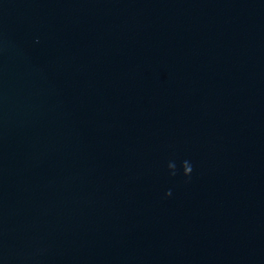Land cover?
Returning <instances> with one entry per match:
<instances>
[{"label":"water","instance_id":"95a60500","mask_svg":"<svg viewBox=\"0 0 264 264\" xmlns=\"http://www.w3.org/2000/svg\"><path fill=\"white\" fill-rule=\"evenodd\" d=\"M0 264H264V0H0Z\"/></svg>","mask_w":264,"mask_h":264},{"label":"clouds","instance_id":"9594fccd","mask_svg":"<svg viewBox=\"0 0 264 264\" xmlns=\"http://www.w3.org/2000/svg\"><path fill=\"white\" fill-rule=\"evenodd\" d=\"M168 167H169L170 169H175L176 166H175L174 163L170 162V163L168 164ZM183 169H184V174H185L186 176L190 175V173L192 172V166H191V164H190L187 160H185V161L183 162ZM171 174H172V175H175L176 173H175V171H173ZM170 194H171V192L169 191V192L167 193V195H170Z\"/></svg>","mask_w":264,"mask_h":264}]
</instances>
